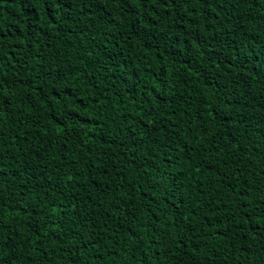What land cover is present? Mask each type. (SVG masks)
<instances>
[{"label": "trees", "instance_id": "1", "mask_svg": "<svg viewBox=\"0 0 264 264\" xmlns=\"http://www.w3.org/2000/svg\"><path fill=\"white\" fill-rule=\"evenodd\" d=\"M0 264H264V0H0Z\"/></svg>", "mask_w": 264, "mask_h": 264}]
</instances>
